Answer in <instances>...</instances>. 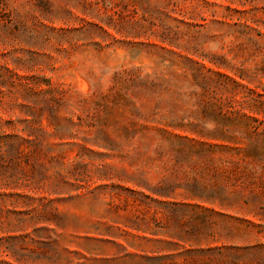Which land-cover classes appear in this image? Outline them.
Wrapping results in <instances>:
<instances>
[{
    "label": "rangeland",
    "instance_id": "obj_1",
    "mask_svg": "<svg viewBox=\"0 0 264 264\" xmlns=\"http://www.w3.org/2000/svg\"><path fill=\"white\" fill-rule=\"evenodd\" d=\"M0 264H264V0H0Z\"/></svg>",
    "mask_w": 264,
    "mask_h": 264
}]
</instances>
